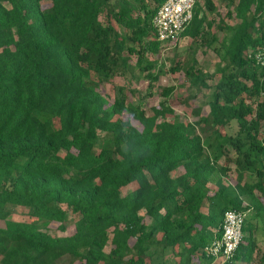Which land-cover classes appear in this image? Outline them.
<instances>
[{
  "label": "trees",
  "instance_id": "obj_1",
  "mask_svg": "<svg viewBox=\"0 0 264 264\" xmlns=\"http://www.w3.org/2000/svg\"><path fill=\"white\" fill-rule=\"evenodd\" d=\"M164 1L0 0V264H213L226 210L264 222V67L248 56L264 43V0H231L229 64L195 123L170 119L174 87L153 114L126 83L114 82L113 102L100 91L131 55L141 64L160 49L152 19ZM204 1L180 37L207 41L215 5ZM232 166L243 183L224 181ZM14 207L34 221L12 219ZM255 231L224 264H264Z\"/></svg>",
  "mask_w": 264,
  "mask_h": 264
},
{
  "label": "rangeland",
  "instance_id": "obj_2",
  "mask_svg": "<svg viewBox=\"0 0 264 264\" xmlns=\"http://www.w3.org/2000/svg\"><path fill=\"white\" fill-rule=\"evenodd\" d=\"M150 2L151 0H148V3ZM199 2H201L203 9H205V1L199 0ZM237 2L231 0H213L215 10L206 12L208 20L214 21L213 27L206 28L207 41L195 40L184 36L170 42H162L159 50L146 51L141 64L137 62V55L133 54L131 55L128 69H125V73L114 77L110 82L102 83L100 91L110 102H113L114 82L126 83L129 91V100L141 104L149 114H153V107L158 106L160 102L166 100L163 89L165 87H174L167 98L168 105L174 110V114L169 115L170 119L195 123L202 116H206L210 110L209 104L213 100L214 85L217 83L219 77L217 71L229 64L222 42L229 37L228 27L235 25L234 16ZM151 5H153V2ZM141 7L142 3L139 5V12L143 14L144 12ZM104 18L102 19L104 20ZM152 38L154 37L152 36ZM136 46L139 48L138 45ZM146 62H154L152 71L160 73L159 80L154 85H149V79L146 77V74L149 72L144 70ZM192 65L195 66V69H199L205 75L210 76L207 79L208 84L211 86L210 88L193 85ZM150 93L151 95H149ZM195 130L197 133L203 134L204 125L196 126ZM195 130L192 131L194 132ZM100 133L102 138L110 136L106 132L101 131ZM221 160L220 162L222 163ZM223 179L226 183L235 185L237 182L243 183L246 177L241 180L239 170L232 166L231 170L223 176ZM132 187L126 188L125 192L131 190ZM247 216L248 218H252L249 220L250 222L246 223V227L244 228L246 229L245 235L248 236L250 231L256 230V242L264 248V222L262 218L251 211ZM11 218L21 221H34L27 211L21 207L12 208ZM47 231L52 235L62 236L72 233L73 227L71 226L65 233L57 229H47ZM249 242H247L248 245ZM107 250H110V246L107 247ZM259 253L261 252L259 251ZM69 258H64L60 263L65 264L66 261L70 260ZM74 262L75 264H80L79 260H74ZM213 264H224V259L215 258Z\"/></svg>",
  "mask_w": 264,
  "mask_h": 264
},
{
  "label": "built area",
  "instance_id": "obj_3",
  "mask_svg": "<svg viewBox=\"0 0 264 264\" xmlns=\"http://www.w3.org/2000/svg\"><path fill=\"white\" fill-rule=\"evenodd\" d=\"M199 0H165L152 19V24L160 42L178 39L191 23L195 4ZM256 64L264 67V43L248 54ZM246 210L228 209L224 214L222 234L215 238L207 249L215 258L227 260L239 248L244 236Z\"/></svg>",
  "mask_w": 264,
  "mask_h": 264
},
{
  "label": "clouds",
  "instance_id": "obj_4",
  "mask_svg": "<svg viewBox=\"0 0 264 264\" xmlns=\"http://www.w3.org/2000/svg\"><path fill=\"white\" fill-rule=\"evenodd\" d=\"M248 213L250 212V210L247 211ZM248 215V214H247Z\"/></svg>",
  "mask_w": 264,
  "mask_h": 264
}]
</instances>
